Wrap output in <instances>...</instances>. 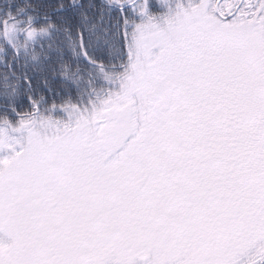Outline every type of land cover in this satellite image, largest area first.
Listing matches in <instances>:
<instances>
[{
	"label": "snow or ice",
	"instance_id": "snow-or-ice-1",
	"mask_svg": "<svg viewBox=\"0 0 264 264\" xmlns=\"http://www.w3.org/2000/svg\"><path fill=\"white\" fill-rule=\"evenodd\" d=\"M0 264H264V0H0Z\"/></svg>",
	"mask_w": 264,
	"mask_h": 264
}]
</instances>
